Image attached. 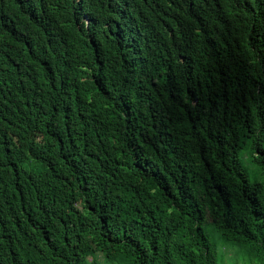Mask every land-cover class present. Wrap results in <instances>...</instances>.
I'll return each mask as SVG.
<instances>
[{"label": "trees", "instance_id": "obj_1", "mask_svg": "<svg viewBox=\"0 0 264 264\" xmlns=\"http://www.w3.org/2000/svg\"><path fill=\"white\" fill-rule=\"evenodd\" d=\"M97 253L264 264V0H0V264Z\"/></svg>", "mask_w": 264, "mask_h": 264}, {"label": "rangeland", "instance_id": "obj_2", "mask_svg": "<svg viewBox=\"0 0 264 264\" xmlns=\"http://www.w3.org/2000/svg\"><path fill=\"white\" fill-rule=\"evenodd\" d=\"M250 173H251V178H254V171L255 169H253L254 167H252L251 165L248 164ZM259 178H261L259 176ZM211 227H208V229L210 230ZM235 248L234 247H228L227 248V253H226V259H233L235 260V254H234ZM89 261L90 264H109L107 262L104 261V257L101 253H97L95 257H89ZM112 264H117V263H112Z\"/></svg>", "mask_w": 264, "mask_h": 264}]
</instances>
